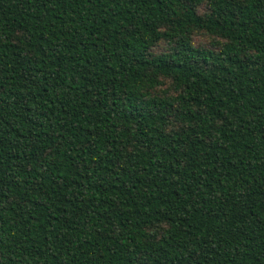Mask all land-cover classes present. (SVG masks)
I'll list each match as a JSON object with an SVG mask.
<instances>
[{
	"label": "trees",
	"instance_id": "1",
	"mask_svg": "<svg viewBox=\"0 0 264 264\" xmlns=\"http://www.w3.org/2000/svg\"><path fill=\"white\" fill-rule=\"evenodd\" d=\"M0 264H264V0H0Z\"/></svg>",
	"mask_w": 264,
	"mask_h": 264
},
{
	"label": "rangeland",
	"instance_id": "2",
	"mask_svg": "<svg viewBox=\"0 0 264 264\" xmlns=\"http://www.w3.org/2000/svg\"><path fill=\"white\" fill-rule=\"evenodd\" d=\"M195 40L201 44L205 45H215L217 39L214 36H210L207 33L200 32L195 35ZM164 49H168V46L162 42L157 45L156 50L163 51Z\"/></svg>",
	"mask_w": 264,
	"mask_h": 264
}]
</instances>
